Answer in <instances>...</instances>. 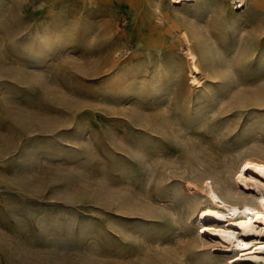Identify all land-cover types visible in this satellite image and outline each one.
Here are the masks:
<instances>
[{"label": "rangeland", "instance_id": "rangeland-1", "mask_svg": "<svg viewBox=\"0 0 264 264\" xmlns=\"http://www.w3.org/2000/svg\"><path fill=\"white\" fill-rule=\"evenodd\" d=\"M246 158L264 0H0V264H237L200 214Z\"/></svg>", "mask_w": 264, "mask_h": 264}, {"label": "bare ground", "instance_id": "bare-ground-1", "mask_svg": "<svg viewBox=\"0 0 264 264\" xmlns=\"http://www.w3.org/2000/svg\"><path fill=\"white\" fill-rule=\"evenodd\" d=\"M186 52L192 64L191 82L198 83V56L191 45ZM235 181L240 188L235 196L241 197V202L226 199L207 181L210 201L201 210L199 232L235 247L233 259L237 264H264V162L246 158L235 174ZM229 194L234 193L229 189ZM216 200L222 205L216 204Z\"/></svg>", "mask_w": 264, "mask_h": 264}]
</instances>
